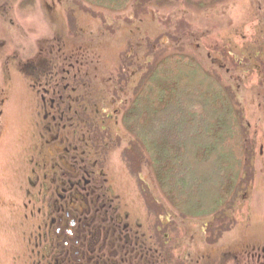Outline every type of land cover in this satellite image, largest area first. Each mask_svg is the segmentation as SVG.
<instances>
[{"label": "rangeland", "instance_id": "1", "mask_svg": "<svg viewBox=\"0 0 264 264\" xmlns=\"http://www.w3.org/2000/svg\"><path fill=\"white\" fill-rule=\"evenodd\" d=\"M174 50L220 76L247 128L250 164L222 216L175 210L121 122L143 70ZM52 81L59 96L43 108L40 92ZM45 108L72 116L70 126L62 128L68 121L61 118L51 132L67 137L76 163H100L124 209L163 220L165 264H264V0H132L120 9L86 0H0V264L28 263L21 185Z\"/></svg>", "mask_w": 264, "mask_h": 264}, {"label": "trees", "instance_id": "2", "mask_svg": "<svg viewBox=\"0 0 264 264\" xmlns=\"http://www.w3.org/2000/svg\"><path fill=\"white\" fill-rule=\"evenodd\" d=\"M86 1L112 9L132 2ZM121 122L175 210L222 216L241 188L252 146L219 75L188 52H167L141 73Z\"/></svg>", "mask_w": 264, "mask_h": 264}, {"label": "flooded vegetation", "instance_id": "3", "mask_svg": "<svg viewBox=\"0 0 264 264\" xmlns=\"http://www.w3.org/2000/svg\"><path fill=\"white\" fill-rule=\"evenodd\" d=\"M58 86L52 81L43 87V108L53 105ZM51 111L45 108L36 121L38 140L32 144L34 152L27 154L30 174L21 185L26 199L20 202L25 209L20 223L30 229L20 236L28 245L26 264H165L169 258L165 243L170 237L160 227L158 220H163L142 210L143 220L132 216L123 208L122 195L107 183L102 167L96 169L99 162L92 166L76 163L74 147L66 136L51 132L61 118L68 121L62 128L70 126L72 116L66 119ZM96 136L90 140L99 147ZM100 145L104 147V140Z\"/></svg>", "mask_w": 264, "mask_h": 264}]
</instances>
